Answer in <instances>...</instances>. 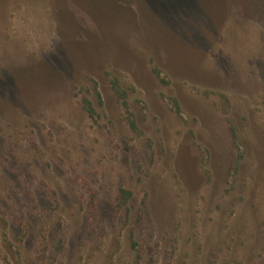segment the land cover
<instances>
[{
	"label": "rangeland",
	"instance_id": "374dc122",
	"mask_svg": "<svg viewBox=\"0 0 264 264\" xmlns=\"http://www.w3.org/2000/svg\"><path fill=\"white\" fill-rule=\"evenodd\" d=\"M0 264H264V0H0Z\"/></svg>",
	"mask_w": 264,
	"mask_h": 264
},
{
	"label": "trees",
	"instance_id": "16d2710c",
	"mask_svg": "<svg viewBox=\"0 0 264 264\" xmlns=\"http://www.w3.org/2000/svg\"><path fill=\"white\" fill-rule=\"evenodd\" d=\"M114 86H116L114 88H115L116 94H118V97L120 99L124 98V94H123L121 88L119 87V84L118 83H114ZM84 106H85L86 111L88 112V114L91 117H93L94 116V108L92 107L91 102L90 101H87V100H84Z\"/></svg>",
	"mask_w": 264,
	"mask_h": 264
}]
</instances>
